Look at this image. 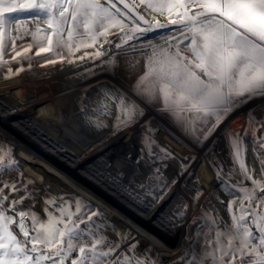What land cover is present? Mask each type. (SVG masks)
<instances>
[{"label": "snow or ice", "instance_id": "6c2138e0", "mask_svg": "<svg viewBox=\"0 0 264 264\" xmlns=\"http://www.w3.org/2000/svg\"><path fill=\"white\" fill-rule=\"evenodd\" d=\"M160 30L167 32L161 35V43L148 39L139 45L150 49V54H146L144 73L129 91L148 106L158 103L159 110L197 144L249 104L254 105L248 110L249 128L259 125L261 133L250 136L243 129L229 133L233 166L228 176L218 171L217 179L233 197L227 203L231 223L208 217L205 250L189 264H264V119L255 116L256 111H264V103H254L264 101V0H0V67L33 59H43L41 66L99 61L87 69V75L110 73L118 65L116 54L107 51L114 40H119L116 49L123 51L127 46L135 51L136 45L130 42ZM26 35L32 42L18 45ZM9 43L14 53L10 60L5 59ZM81 50L85 51L78 55ZM135 68L136 63H127L129 72ZM24 70L13 72L9 66L5 78ZM98 86L108 114L111 104L116 105L114 131L145 115L127 94ZM246 139L253 141L259 179L246 163ZM154 144V139L146 140L149 151ZM161 150L166 157L172 156L167 149ZM15 164L11 149L0 145V170ZM2 183L0 264H156L135 255L136 244L120 252L130 234L117 232V239H110L102 231L108 225L96 222L101 213L89 212L84 201L69 204L63 196L47 198L46 218L41 219L30 209L17 211L34 192L25 186V195L11 199L6 207L10 197L5 189L18 193L21 188ZM57 201L55 213L49 211L48 205Z\"/></svg>", "mask_w": 264, "mask_h": 264}, {"label": "rangeland", "instance_id": "374dc122", "mask_svg": "<svg viewBox=\"0 0 264 264\" xmlns=\"http://www.w3.org/2000/svg\"><path fill=\"white\" fill-rule=\"evenodd\" d=\"M29 28L34 30V25L29 24ZM165 34L166 30H160L149 33L146 39L130 42L136 45L135 51L127 46L123 51L116 49L118 39L107 47L108 52H116V69L126 80L123 83L116 82L113 71L112 75L100 72L91 79L68 71L69 67L93 68L98 61L41 66L43 59L19 60L9 66L13 72L21 67L25 70L8 78L9 66L0 67V145L15 151L14 141L35 143L34 147L11 152L16 164L0 170V187L2 182H9L21 188L18 193L5 189L10 197L6 207L11 199L25 195L26 186L35 195L18 205L17 211L30 209L45 219L47 198L63 196L69 204L80 199L90 206L89 212L101 213L96 222L108 225L102 231L110 239L116 240L117 232L130 234L120 252L136 244L135 255L150 258L156 264H189L194 256L203 254L209 232L207 218L231 223L227 203L233 199L217 179L218 171L227 174L208 159L216 156L229 174L233 166L227 145L229 133L243 129L253 135L256 126L250 129L247 119L248 110L254 105L234 112L197 146L190 135L159 110L158 103L148 106L135 97L129 89L144 73L142 66L146 54H150V49H140L139 45L148 39L161 43L160 37ZM31 42L32 37L26 35L17 44L26 46ZM10 49L9 43L5 59L14 55ZM125 61L136 63L135 70L127 71ZM27 84L32 87L33 96L28 94ZM100 84L127 94L144 109L145 115L114 131L116 105L111 104L108 114L100 102ZM255 116L257 120L264 119V111H256ZM149 137L155 141L151 151L146 146ZM245 144L246 163L259 179L261 170L252 151L253 141L246 139ZM161 149H167L172 156L166 157ZM59 203L48 205V210L55 213Z\"/></svg>", "mask_w": 264, "mask_h": 264}, {"label": "bare ground", "instance_id": "6f19581e", "mask_svg": "<svg viewBox=\"0 0 264 264\" xmlns=\"http://www.w3.org/2000/svg\"><path fill=\"white\" fill-rule=\"evenodd\" d=\"M147 16H148V14H147ZM150 18V17H149ZM115 50V49H114ZM111 53H115L116 54V52H112V50L110 51ZM80 54H83V52L82 53H80ZM117 57V56H116ZM106 58H111V57H106ZM85 62V61H84ZM100 62L98 61V64H99ZM82 67V66H81ZM117 67V66H116ZM116 67L113 69V72L115 73V75L117 76V81L116 82H119V83H123V81H126V80H124V77H122L121 76V73L120 72H118V70L116 69ZM73 68V67H72ZM71 67H69V72H74V73H76V72H80V73H82L83 75H85V77H87V78H89V79H91V78H93V76H90V75H87V69H90V68H87V67H82L81 69L79 68H75V69H72ZM110 75H112V72H110ZM255 126H257V125H255ZM214 134V133H213ZM30 140H33V139H30ZM16 147H15V151L14 150H12L11 152H18V150H23V149H28V148H31V147H34V145H35V143H34V141H27V142H21V141H14V142H12ZM189 143V142H188ZM194 144V143H193ZM223 145V144H222ZM197 146H198V144H197ZM196 146V147H197ZM206 146V145H205ZM204 147V146H203ZM219 152V151H218ZM207 153V152H206ZM212 152H209V156H210V154H211ZM205 154V153H204ZM213 154L214 155H216V153L215 152H213ZM213 155V156H214ZM226 155V154H225ZM200 156H202V155H200ZM208 156V157H209ZM211 158H213V157H209V159L208 160H210L209 162L212 164V165H214V166H216V167H218V169H220L221 171H223L224 173H226L227 174V176H228V173L225 171V169H223L222 168V165H221V163L219 162V160L218 159H216V156H214V158L215 159H211ZM255 159V158H254ZM252 165V164H251ZM232 168V167H231ZM163 169V166L161 165V170ZM227 170V169H226ZM257 173V172H256ZM257 176H258V174H257ZM235 179V178H234ZM238 180V179H237Z\"/></svg>", "mask_w": 264, "mask_h": 264}, {"label": "crops", "instance_id": "0c3cea01", "mask_svg": "<svg viewBox=\"0 0 264 264\" xmlns=\"http://www.w3.org/2000/svg\"><path fill=\"white\" fill-rule=\"evenodd\" d=\"M146 14H148L147 12H145ZM149 16V15H148ZM124 66L126 67L127 66V63H126V61H125V64H124ZM144 69H142V71L144 72L145 71V65H143L142 66ZM127 69V68H126ZM127 71H128V69H127ZM142 74V72L139 74V76ZM138 76V77H139ZM137 77V78H138ZM27 88H28V94L30 95V96H33L34 94H33V92L31 91V89H32V87L29 85L28 86V84H27ZM19 97H21V96H19ZM28 103V102H27ZM23 112V111H22Z\"/></svg>", "mask_w": 264, "mask_h": 264}, {"label": "water", "instance_id": "95a60500", "mask_svg": "<svg viewBox=\"0 0 264 264\" xmlns=\"http://www.w3.org/2000/svg\"><path fill=\"white\" fill-rule=\"evenodd\" d=\"M141 14L144 15L146 19H150L149 16H147L145 12L141 11ZM141 26L143 27L144 25L141 24ZM258 128L259 126H256L255 128H253V133H255L256 136H259L261 134L259 131H257Z\"/></svg>", "mask_w": 264, "mask_h": 264}]
</instances>
